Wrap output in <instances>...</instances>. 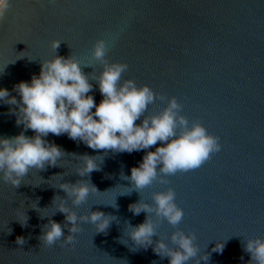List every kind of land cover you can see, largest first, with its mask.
I'll list each match as a JSON object with an SVG mask.
<instances>
[{
  "label": "water",
  "instance_id": "1",
  "mask_svg": "<svg viewBox=\"0 0 264 264\" xmlns=\"http://www.w3.org/2000/svg\"><path fill=\"white\" fill-rule=\"evenodd\" d=\"M10 3L0 20V87L12 96L19 100L13 86L22 80L30 83L33 74L39 75L41 62L55 54H73L90 79L98 76L102 65L92 60L91 49L103 37L108 42L107 59L128 65L122 80L131 78L166 98L175 96L189 122L199 120L219 137L222 147L199 168L169 176L168 184L153 182L140 194L121 195L125 192L121 184L129 182L121 180L120 173L130 175L145 150L104 152L66 133H49L45 139L65 152L58 166L31 170L18 188L0 179V264H169L151 246L133 245L126 230V221L136 225L146 216L144 212L133 215L128 205L140 196L152 203L151 193L168 187L174 189L176 203L184 212L177 227L194 232L200 254H209L208 261L200 264H246L250 255L242 243L264 238V0ZM53 39L61 41L57 52L50 46ZM90 82V94L98 104L99 86ZM166 103L157 99L146 114L159 112ZM15 107L0 101V137L21 131L33 136L31 129L16 123V114L10 110ZM84 153L104 157L103 163L102 156L97 157L101 170L90 174L100 193L90 194L86 203L74 208L59 184L81 179L78 155ZM54 195L65 197L78 215L101 210L117 220L107 234L96 233L93 225L85 223L75 234L74 245L45 246L39 239L43 225L50 218L63 225L65 219L52 203ZM115 203L118 209L109 206ZM174 230L163 220L158 235L172 246ZM63 231L68 234L67 228ZM17 236L25 243L17 244ZM216 241H224L222 252L212 250Z\"/></svg>",
  "mask_w": 264,
  "mask_h": 264
},
{
  "label": "clouds",
  "instance_id": "2",
  "mask_svg": "<svg viewBox=\"0 0 264 264\" xmlns=\"http://www.w3.org/2000/svg\"><path fill=\"white\" fill-rule=\"evenodd\" d=\"M10 7V0H0V20ZM60 43L53 39L50 46L57 52ZM108 50V42L103 37L94 41L91 57L102 65V70L91 79L73 54L68 57L55 54L41 62L39 75L33 74L30 83L22 80L13 86L19 100L7 88L0 87V101L16 106L10 109L16 114V123L34 132L33 136L21 131L11 137H0V179L3 182L18 188L31 170L58 166L57 161L65 152L61 146L45 139L49 133L56 136L66 133L70 139L104 152L145 150L138 165L131 167L130 175L120 173V179L129 182L128 185L121 184L125 188L121 195H130L133 191L140 194L153 182L168 184L169 176L199 168L221 150L219 137L208 132L199 120L189 122L182 114L183 105L175 96L166 98L148 84L138 85L131 78L122 80L128 65L122 61L110 62ZM90 80L99 86L102 99L98 104L90 94L93 90ZM157 99H166V106L159 112L146 114L149 105ZM153 146L154 151L150 150ZM78 156L82 161L77 169L81 179L59 184L74 208L86 203L90 194L100 193L91 182L90 174L101 170L102 164L97 163V157L102 155L84 153ZM103 159L102 156V163ZM65 197H52V203L65 219L63 225L51 218L43 225L39 239L45 246L57 242L61 247L74 245L75 234L82 231L85 223L93 225L96 233L107 234L112 222L117 220V216L101 210L78 215L67 206ZM151 200L149 203L140 196L138 201L128 205L133 215L146 214L144 221L136 225L126 221L127 235L133 245L144 249L151 246L161 259L168 258L169 264H188L192 260L195 264H200L201 260L207 262L209 254H200L199 246L194 242L195 233H186L177 227L184 212L176 203L174 189L154 191ZM109 206L118 209L117 203ZM27 219L22 226H26ZM163 220L175 229L170 235L172 246L158 235ZM63 228L68 229L67 235ZM16 243L22 245L25 239L17 236ZM242 247L250 255L246 264H264V238H248ZM223 248L224 241H216L212 250L222 252Z\"/></svg>",
  "mask_w": 264,
  "mask_h": 264
}]
</instances>
